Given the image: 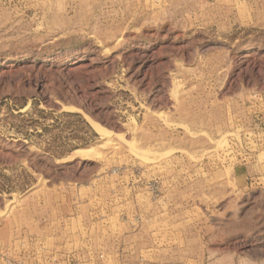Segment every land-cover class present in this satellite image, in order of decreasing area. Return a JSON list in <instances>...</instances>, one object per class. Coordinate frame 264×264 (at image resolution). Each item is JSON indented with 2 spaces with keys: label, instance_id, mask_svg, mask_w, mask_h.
<instances>
[{
  "label": "rangeland",
  "instance_id": "374dc122",
  "mask_svg": "<svg viewBox=\"0 0 264 264\" xmlns=\"http://www.w3.org/2000/svg\"><path fill=\"white\" fill-rule=\"evenodd\" d=\"M0 264H264V0H0Z\"/></svg>",
  "mask_w": 264,
  "mask_h": 264
},
{
  "label": "bare ground",
  "instance_id": "6f19581e",
  "mask_svg": "<svg viewBox=\"0 0 264 264\" xmlns=\"http://www.w3.org/2000/svg\"><path fill=\"white\" fill-rule=\"evenodd\" d=\"M96 126H97V125H96ZM97 127H100V126H97ZM98 129L100 130V129H104V128H98Z\"/></svg>",
  "mask_w": 264,
  "mask_h": 264
}]
</instances>
